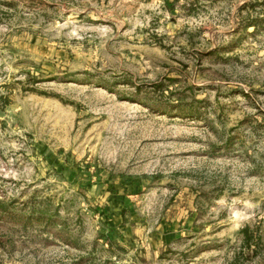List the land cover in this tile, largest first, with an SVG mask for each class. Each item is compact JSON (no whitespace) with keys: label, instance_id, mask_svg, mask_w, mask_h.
I'll list each match as a JSON object with an SVG mask.
<instances>
[{"label":"rangeland","instance_id":"rangeland-1","mask_svg":"<svg viewBox=\"0 0 264 264\" xmlns=\"http://www.w3.org/2000/svg\"><path fill=\"white\" fill-rule=\"evenodd\" d=\"M256 1L0 0V264H264Z\"/></svg>","mask_w":264,"mask_h":264},{"label":"trees","instance_id":"trees-1","mask_svg":"<svg viewBox=\"0 0 264 264\" xmlns=\"http://www.w3.org/2000/svg\"><path fill=\"white\" fill-rule=\"evenodd\" d=\"M259 7H264V1L262 3H259L258 1L254 2V3H250L249 5H247L245 7V9H251L253 12H256L257 9ZM246 21L244 22L243 25V30L244 31H248L251 28H254L255 33L260 31V28L264 25V13H261L259 15H257L256 17H252V16H248V18L245 19ZM39 82H36V84H38ZM156 88H158V90L162 91L164 90L163 85H156ZM33 92H36V90H32ZM43 94V93H40ZM173 95V94H172ZM177 101H171V105H161L160 106V110L161 112H163V114H167V115H172V114H177L181 117H186V118H192L194 120H199L202 117V111L200 109V107L195 106L193 103H185V99L184 98H179L176 99ZM204 101H194V103H203ZM158 106V105H157ZM3 203L0 202V207H1V211H3V213L7 212L5 207H3L2 205ZM39 218H43L44 215L43 213L39 214ZM52 219H49V222ZM247 231V230H246ZM244 231V232H246Z\"/></svg>","mask_w":264,"mask_h":264}]
</instances>
